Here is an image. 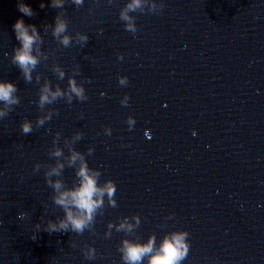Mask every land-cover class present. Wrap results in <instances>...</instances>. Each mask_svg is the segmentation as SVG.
Instances as JSON below:
<instances>
[{"label": "water", "instance_id": "water-1", "mask_svg": "<svg viewBox=\"0 0 264 264\" xmlns=\"http://www.w3.org/2000/svg\"><path fill=\"white\" fill-rule=\"evenodd\" d=\"M18 2L0 0V81L15 83L20 98L0 118V264H123L124 239L147 243L154 235L158 249L176 230L189 233L182 264H264V0H142L143 13H128L136 33L119 19L131 0H84L80 7L65 0L63 9L23 0L32 17ZM153 3L162 10L148 12ZM61 11L70 47L48 26ZM20 18L40 36L31 82L11 60ZM76 32L88 36L83 46ZM70 76L88 99L68 104L65 97L39 109L43 86L64 91ZM52 109L58 115L37 127V117ZM25 119L33 125L27 135ZM57 148L63 154L51 156ZM72 151L101 172L100 183L115 181L117 206L105 198L95 232L49 234L47 220L64 213L50 199L44 172L63 164L51 179L77 186L80 161L70 164ZM121 223L132 232H117ZM87 246L95 259L85 258Z\"/></svg>", "mask_w": 264, "mask_h": 264}, {"label": "clouds", "instance_id": "clouds-1", "mask_svg": "<svg viewBox=\"0 0 264 264\" xmlns=\"http://www.w3.org/2000/svg\"><path fill=\"white\" fill-rule=\"evenodd\" d=\"M72 3L77 7L83 5L84 0H72ZM111 3V0H109ZM65 0H50V6L54 9H63ZM18 10L25 16L32 17L35 15L31 7L19 0ZM41 8L45 7L44 3L40 4ZM145 4L142 0H131V3L126 4L119 11V19L124 22L125 30L131 33H136L137 25L133 17L129 16V11L140 13L144 12ZM163 3L159 4L157 8L153 3L150 6L148 12H157L162 10ZM54 25V26H53ZM52 27V36L63 46L70 47L73 44V36L68 31V20L66 19L63 11L58 13L54 18V24L48 25ZM16 40L19 42V46L14 48V54L11 57L12 63L18 67L22 76L26 82L32 81V71L36 69L39 64L38 57L33 54V46L40 40L39 33L35 25L26 24L22 18L17 19L13 25ZM75 43L83 46L88 41V36L81 32H76ZM39 52V49H36ZM118 58L122 59V55L118 54ZM59 72V79L65 78L63 71ZM77 74H79V66H77ZM121 85L127 84V77H118ZM18 88L15 83L6 80L0 81V104L4 107L0 108V118L6 117L12 106L19 105L20 98L16 95ZM68 104L73 102L75 98L78 101H86L88 99L85 92V88L82 83L78 84L75 77H68L67 88L62 91L60 86H56L55 91L45 84L39 93L38 107L43 109L44 106L52 105L58 99H65ZM128 96L125 95V100L121 101L122 105L127 106ZM58 115V111L52 109L45 117H37V127L43 126L45 121H50L53 115ZM127 124L129 129L135 123L133 116L127 117ZM23 134L27 135L33 131V125L30 120L25 119L20 125ZM107 134H111L110 128H105ZM59 132L56 134V139H59ZM83 136L82 132H77L75 140H80ZM55 143V141H54ZM93 148L89 147L88 154L91 155ZM63 153L57 148L51 152L50 155L59 157ZM80 161V166L76 172V176L79 178V184L73 188H66L63 180L57 179L53 181L51 177L61 175L64 169L63 164H56V166H50L48 170L44 172V177L47 185L53 190V194L50 197L53 204L62 209L64 215L57 217L55 220L48 219L43 230L49 234L52 233H68L74 232L77 234H83L86 230L95 232L94 224L98 214L102 215L101 211L104 208L105 198L108 200V206L116 207V183L112 179H106L103 183H100L101 172L98 169L90 168L88 166L85 157L76 151H72L70 164H75L76 161ZM41 169L39 163L34 165V172H38ZM26 213H20L19 218H25ZM41 217V221H43ZM111 228L112 225H109ZM36 228L39 230L41 224H36ZM132 226L121 223L117 228V232H132ZM106 237L111 236V231L105 233ZM189 233L186 230L172 231L170 234L165 235L159 248H156L155 236L149 237L147 243L131 242L127 239L122 241V247L118 248L121 253V259L123 264H141L145 257H148V264H182L187 258L190 250L188 242ZM35 239V237H33ZM75 246V244H73ZM85 258L92 260L95 259V249L91 246H87L86 250H83Z\"/></svg>", "mask_w": 264, "mask_h": 264}]
</instances>
